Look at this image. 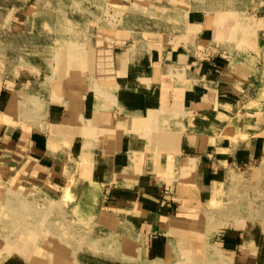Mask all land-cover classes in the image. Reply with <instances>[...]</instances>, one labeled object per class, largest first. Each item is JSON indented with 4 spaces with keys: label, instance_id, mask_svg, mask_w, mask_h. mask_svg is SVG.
Instances as JSON below:
<instances>
[{
    "label": "crops",
    "instance_id": "crops-1",
    "mask_svg": "<svg viewBox=\"0 0 264 264\" xmlns=\"http://www.w3.org/2000/svg\"><path fill=\"white\" fill-rule=\"evenodd\" d=\"M208 1L121 0L154 10L77 42L55 89L27 64L4 60L0 195L15 188L56 199L69 181L84 183L86 202L123 220L148 264L169 261L173 244L203 241L183 238L192 229L206 236L196 223L217 217L228 191L264 181V135L222 125L254 86L244 59L264 26V0ZM228 21L235 25L223 31ZM81 159L86 170L73 169ZM246 226L214 234L223 233L219 246L233 263L259 264L264 247Z\"/></svg>",
    "mask_w": 264,
    "mask_h": 264
},
{
    "label": "rangeland",
    "instance_id": "rangeland-1",
    "mask_svg": "<svg viewBox=\"0 0 264 264\" xmlns=\"http://www.w3.org/2000/svg\"><path fill=\"white\" fill-rule=\"evenodd\" d=\"M120 2L0 0V64L4 60L17 68L27 64L32 71L42 73L43 82L55 89L58 69L77 42L97 30L115 29L122 16L128 15V23L136 22L145 10H154L142 3L136 10H128ZM208 2L219 4L216 0ZM236 2L227 1L232 6ZM246 18L249 28H253L254 17ZM228 22L223 31L235 25ZM240 34L246 35L247 30L242 28ZM255 41V50L244 59L257 72L252 79L254 86L246 89L244 104L222 123L229 133L233 124L236 134L243 136L264 135V26L258 27ZM84 161L81 159L72 168L86 170ZM261 174L264 176V170ZM261 183L252 184L239 196L234 195L238 190L228 191L218 216L209 215L207 221L196 223L195 228L204 230L206 236L192 229V235L183 238L203 241L173 244L165 264H235L219 246L223 233H214L230 228L244 230L247 224L256 228L253 239L264 247V181ZM82 185L71 180L61 198L48 200L15 188L0 195V264H148L144 246L135 243L133 230L123 220L102 216L96 204L87 203L88 189ZM215 224L219 226L211 227ZM263 263L264 254L259 261Z\"/></svg>",
    "mask_w": 264,
    "mask_h": 264
}]
</instances>
